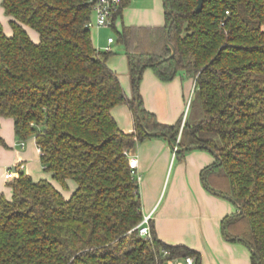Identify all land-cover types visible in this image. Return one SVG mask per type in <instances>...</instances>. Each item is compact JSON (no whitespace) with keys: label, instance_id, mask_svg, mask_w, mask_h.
Listing matches in <instances>:
<instances>
[{"label":"trees","instance_id":"trees-1","mask_svg":"<svg viewBox=\"0 0 264 264\" xmlns=\"http://www.w3.org/2000/svg\"><path fill=\"white\" fill-rule=\"evenodd\" d=\"M1 4L12 34L0 23V116L13 119L20 140L34 137L53 180L76 187L65 198L49 180L13 171L11 197H0V264H158L161 249L198 261L195 251L159 240L152 226L151 241L135 228L141 201L124 151L154 137L188 147L176 155L191 146L211 149L216 161L204 185L213 191L224 179L237 207L223 220L224 235L243 238L251 264H264V0H203L200 11L197 0H166L164 26L117 32L133 88L139 76L137 102L108 67L111 51L93 46L90 0ZM144 68L164 82L179 71L194 79L189 106L202 115L184 120L179 140L181 119L163 124L143 107ZM123 103L134 118L131 133L111 114ZM153 131L163 135H147Z\"/></svg>","mask_w":264,"mask_h":264},{"label":"crops","instance_id":"crops-1","mask_svg":"<svg viewBox=\"0 0 264 264\" xmlns=\"http://www.w3.org/2000/svg\"><path fill=\"white\" fill-rule=\"evenodd\" d=\"M11 16L5 14L0 0V23L5 35L12 34ZM165 25L164 0H125L120 14L110 27H91L93 46L104 51L110 46L108 67L117 75L122 89L129 99L134 96L129 74L128 59L117 32L124 27H162ZM30 38L38 42V33L23 26ZM113 38L108 44L107 39ZM194 90V79L179 71L172 80L161 81L151 68H144L138 85V94L146 111L156 120L173 125L182 120L188 101ZM120 130L134 131V118L127 104H118L111 109ZM188 119V112L186 114ZM0 197L9 199L12 194L9 181L5 179L6 168L22 163L20 171L34 180H49L65 198H69L76 185L68 180L62 187L44 170L40 153L33 136L25 139V146L14 132V121L0 116ZM137 158L140 175L138 189L141 214L153 211L151 226L159 240L171 246H185L198 255L200 264H251L250 250L241 241L227 238L223 220L237 212L234 202L222 195H229L227 184L213 182L208 190L203 182L206 169L216 158L205 148L190 149L176 155L168 142L162 138H148L130 149ZM214 192L222 193V195Z\"/></svg>","mask_w":264,"mask_h":264},{"label":"built area","instance_id":"built-area-1","mask_svg":"<svg viewBox=\"0 0 264 264\" xmlns=\"http://www.w3.org/2000/svg\"><path fill=\"white\" fill-rule=\"evenodd\" d=\"M92 3V16L91 19L88 22L89 28L91 27H110L115 17H117L123 7V0H90ZM108 44L113 42V38L109 37L107 39ZM105 51L110 52L111 48L110 46H106ZM190 100L188 101L189 104ZM187 104V105H188ZM185 116L182 118L180 131L177 137V140H179L180 133L182 126L184 124ZM18 145L23 148L25 146V141L20 140L18 142ZM38 147V146H37ZM38 152L41 154V150L38 147ZM124 153L127 155L128 158V165L130 168V172L133 176V178L137 181V183L140 181V175L137 170V158L130 154V150H125ZM24 168V165L22 163L20 164H14L6 168V171L4 173V177L6 180L10 181L13 178V171L15 169L22 170ZM152 212H149L148 214L142 215L141 221L137 224L135 227L139 233L140 236L148 239L151 241L152 235H151V220H152ZM160 255L162 259L158 262V264H199L196 257L193 255H186V256H169L170 252L166 249H161Z\"/></svg>","mask_w":264,"mask_h":264},{"label":"water","instance_id":"water-1","mask_svg":"<svg viewBox=\"0 0 264 264\" xmlns=\"http://www.w3.org/2000/svg\"><path fill=\"white\" fill-rule=\"evenodd\" d=\"M164 3H165V7H166V0H164ZM202 4H203V0H197V5H196V10L197 11H200L201 10V8H202ZM166 10H167V12L169 13V14H171V12H170V10L169 9H167L166 8ZM171 23H172V19L169 21V24H168V27L171 25ZM169 29L167 30V32H166V36H165V40H166V43L168 44V46L170 47V49H171V54H170V56H173L174 55V52H175V48H174V46L169 42ZM165 59H167V58H165ZM138 81H139V76H137L136 77V81H135V86H134V96H133V98L135 99V101L137 102V84H138ZM136 107H138V104L136 103ZM138 119H139V121H140V125H141V127H142V129L144 130V131H146V129H145V127H144V125H143V123L141 122V118H140V116H138ZM147 135H149V136H154V135H163V133L162 132H160V131H153V132H147ZM187 148L188 147H183V148H180V149H178L176 146H173V150L174 151H185V150H187ZM195 148H205V149H207V150H209L210 152H212L211 151V149L210 148H206V147H202V146H191L190 147V149H195ZM213 153V152H212ZM215 194H218V195H222V194H220V193H218V192H214ZM222 196H224V197H226L227 199H229L230 201H232V202H234V200H233V198L231 197V196H227V195H222ZM239 213H240V211H239ZM222 231H223V233H224V228L222 229ZM233 239V238H232ZM237 241H241V242H243V243H245V240L243 239V238H241V237H237V238H235ZM254 254L257 256V254L254 252Z\"/></svg>","mask_w":264,"mask_h":264},{"label":"rangeland","instance_id":"rangeland-1","mask_svg":"<svg viewBox=\"0 0 264 264\" xmlns=\"http://www.w3.org/2000/svg\"><path fill=\"white\" fill-rule=\"evenodd\" d=\"M190 104L187 105V109L185 110V113L183 117L185 116L186 119V114L188 112V121L193 122L201 118V110L199 107H195L193 105L189 106ZM180 131V130H179ZM179 134V133H178ZM219 183H223L224 185L226 184V181L224 179H221Z\"/></svg>","mask_w":264,"mask_h":264}]
</instances>
